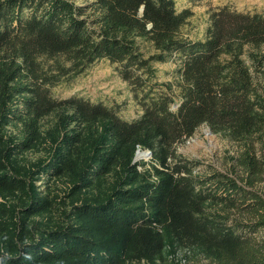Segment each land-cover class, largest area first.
Returning a JSON list of instances; mask_svg holds the SVG:
<instances>
[{
	"label": "trees",
	"instance_id": "trees-1",
	"mask_svg": "<svg viewBox=\"0 0 264 264\" xmlns=\"http://www.w3.org/2000/svg\"><path fill=\"white\" fill-rule=\"evenodd\" d=\"M189 14L176 0H0V196L14 200H0V264H185L168 243L194 264H264V87L243 58L264 63V14L221 6L197 40L180 34ZM173 55L177 87L155 80ZM59 56L68 78L116 63L142 114L56 97L44 59ZM202 124L232 146L220 167L177 150ZM37 146L45 159L21 163ZM51 210L55 225L34 218Z\"/></svg>",
	"mask_w": 264,
	"mask_h": 264
},
{
	"label": "rangeland",
	"instance_id": "rangeland-1",
	"mask_svg": "<svg viewBox=\"0 0 264 264\" xmlns=\"http://www.w3.org/2000/svg\"><path fill=\"white\" fill-rule=\"evenodd\" d=\"M85 0H77V3H83ZM179 10L189 9L190 14L186 22L180 30L183 37L197 40L203 39L207 35V29L210 24V16L214 9L221 6L229 5L233 9L247 12H259L264 14V0H176ZM135 41L139 44L141 51L145 56H149L155 52V47L151 41L143 37H135ZM264 51V49H263ZM244 60L249 65L254 76L261 81L264 87V63L261 67L256 68L252 59L246 51ZM58 61L66 64L65 57H46L44 59L45 65L51 70L58 72L60 75L62 71H57ZM180 65V59L173 55L164 62H157L154 64L155 80L161 84L172 83L175 87L178 86L177 69ZM179 91V89H176ZM53 94L59 98L69 97L75 94L86 97L93 102H103L108 106L115 107L120 115L126 119H134L139 117L143 110L139 104L136 92L127 80H125L118 68L117 64L110 61V59L103 58L92 64L85 72L76 75L75 77H66L60 75V82L53 87ZM210 126L202 124L195 133L184 142L178 144L177 150L179 153L187 157H196L202 159L205 163H212L217 166L222 165V159L228 150H232V146L228 139L223 135L209 132ZM4 130L14 135L19 133L20 126L10 123L4 126ZM18 134H15L17 137ZM141 149V148H140ZM147 151L149 149H141ZM45 146H37L30 149L22 155L20 161L23 164L37 163L47 156ZM152 158L144 155L139 160L149 161ZM137 159V160H138ZM46 178L36 180V185L40 186L43 191L50 187L54 191L67 188V182L63 179L51 180L47 184ZM65 204H69V196L63 195ZM4 197L0 196V200ZM5 201H14L12 198H6ZM59 213L51 210L43 215L34 217L36 220L49 222L51 225L59 223ZM165 259L169 261H183L185 264H194V256L183 248L177 247L174 244L168 243L164 252Z\"/></svg>",
	"mask_w": 264,
	"mask_h": 264
},
{
	"label": "water",
	"instance_id": "water-1",
	"mask_svg": "<svg viewBox=\"0 0 264 264\" xmlns=\"http://www.w3.org/2000/svg\"><path fill=\"white\" fill-rule=\"evenodd\" d=\"M143 10H144V7H141V12H143ZM211 131H212V129L209 128V132H211ZM151 153H152V151H151L150 149L147 150V151H142V150L139 148L138 151H137V154H136L135 159L137 160L138 158H140V157H142V156H144V155H148V156H150Z\"/></svg>",
	"mask_w": 264,
	"mask_h": 264
}]
</instances>
